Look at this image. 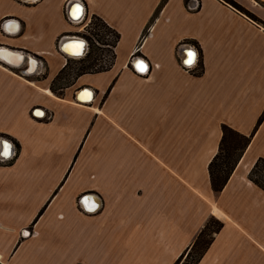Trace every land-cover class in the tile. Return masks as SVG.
I'll return each instance as SVG.
<instances>
[{
	"label": "crops",
	"instance_id": "1",
	"mask_svg": "<svg viewBox=\"0 0 264 264\" xmlns=\"http://www.w3.org/2000/svg\"><path fill=\"white\" fill-rule=\"evenodd\" d=\"M233 1L0 0V137L18 145L0 160L1 264H173L210 217L222 225L196 264H264L249 178L264 158V0ZM93 15L119 34L113 62L55 93L74 58L59 41L81 42ZM223 124L252 136L215 192Z\"/></svg>",
	"mask_w": 264,
	"mask_h": 264
},
{
	"label": "trees",
	"instance_id": "2",
	"mask_svg": "<svg viewBox=\"0 0 264 264\" xmlns=\"http://www.w3.org/2000/svg\"><path fill=\"white\" fill-rule=\"evenodd\" d=\"M234 6L242 9L237 3H235L233 0H225ZM254 16V15H253ZM252 17V15H251ZM92 18H95L98 20V22L101 24V27L103 28V31L100 32L101 37L99 39H96L94 36L89 33L90 23L88 22L85 31L81 33V35L86 38L88 42V50L85 53L84 56L78 57V58H67L66 63L61 68V70L58 72V74L53 78L51 82V90L55 93L59 92L62 88L68 86L71 84V82L79 75L87 72H95L107 69L110 67V65L113 62L114 59V46L116 42L118 41L119 34L116 30H114L112 27H110L107 23H105L101 18L93 15ZM253 18H256L255 16ZM96 35H99V32L95 33ZM108 37V39L106 38ZM100 40V42L98 41ZM99 43L100 45L96 44ZM103 49L106 50L108 48L109 52V59L105 64H99L98 66H90L89 70L85 66V69L79 70L78 73H76L75 76L72 77V79H68L63 83H60L61 85L56 86L55 83L61 81L65 78V76H62L67 72V69L69 67V61H78L80 63H84L85 61H88L92 58L95 49ZM102 54V53H101ZM102 62V59L100 60V63ZM97 65V64H96ZM84 67V66H83ZM94 67V68H93ZM195 69V74H200L202 71V62L201 59L198 58V61L196 65L193 67V70ZM261 118L259 119V121ZM221 138L219 141V146L216 154L213 156L211 161L208 164V171L210 176V182L211 187L215 192L220 191L223 186L225 185L226 181L228 180L229 176L231 175L233 169L235 168L236 163L238 162L239 158L243 154L244 150L248 146L251 135H244L239 133L238 131L232 129L231 127L223 124L221 126ZM15 145V155L9 159L8 161L13 160V158L17 155L18 152V145L14 141ZM249 178L258 186H260L262 189H264V158H258L256 162L254 163L253 167L251 168L249 172ZM42 209L40 210L41 213ZM39 213V214H40ZM222 222L214 217L208 218L203 228L200 230V232L197 234L192 246L191 250L186 253V257L180 264H196L201 255L203 254L204 250L206 249L207 245L209 244L210 240L212 239V235L214 232L218 231L221 227ZM182 259V254L179 255V257L176 259V261L173 264H179V262ZM1 264V263H0Z\"/></svg>",
	"mask_w": 264,
	"mask_h": 264
},
{
	"label": "snow or ice",
	"instance_id": "3",
	"mask_svg": "<svg viewBox=\"0 0 264 264\" xmlns=\"http://www.w3.org/2000/svg\"><path fill=\"white\" fill-rule=\"evenodd\" d=\"M83 14H84V9L79 4H77L75 6V8L72 10L71 17L73 20L78 21L82 18ZM13 28H14V26L10 27L9 30L11 31V30H13ZM83 46H84L83 42H75V43L69 45L68 47H66L65 51L70 52L72 55H80L81 54L80 50L83 48ZM195 62H196V53L194 51L189 50L187 52V59L184 60V64L191 67ZM135 67H136L137 71L140 73H145V72L149 71L148 64H146L143 60L138 61L136 63ZM80 99L81 100L91 99V93L85 92L80 97ZM35 115L41 116V115H43V113L37 111L35 113ZM0 155H3L4 157H8L10 155V146L8 144L4 145L3 152L0 153ZM85 205H86L88 211H94L95 208L97 207V205L95 203H88L87 201L85 202ZM25 235H27V234L25 233Z\"/></svg>",
	"mask_w": 264,
	"mask_h": 264
},
{
	"label": "rangeland",
	"instance_id": "4",
	"mask_svg": "<svg viewBox=\"0 0 264 264\" xmlns=\"http://www.w3.org/2000/svg\"><path fill=\"white\" fill-rule=\"evenodd\" d=\"M89 23H90L89 33L92 34V35H95L94 37L96 39H99V37H101L100 32L103 31V28L101 27V24L98 22L97 19L92 18V17L90 18ZM97 32H99V35H96L95 34ZM106 38L108 39V37H106ZM98 41L100 42V40H98ZM96 44L97 45H100L97 42H96ZM108 52H109L108 48L106 50H103V49L99 48V49H95L92 58L90 60H88V61H85L84 63H80L78 61H73V60L72 61H69V63H68L69 64V67L67 69V72H65V74L62 75V76H65V78L62 79L59 82H56L55 85L56 86H59V85H61L60 83H63V82H65L68 79L69 80L72 79V77L75 76L76 73L79 72V70L85 69V66H87L86 67L87 69H85V70H89L90 69V66H93V65L98 66L100 64V60L102 59V57L108 58V56H109L108 55ZM190 248L187 249V252L191 250ZM186 253H183L182 259L179 262V264L182 263L183 260L185 259Z\"/></svg>",
	"mask_w": 264,
	"mask_h": 264
},
{
	"label": "water",
	"instance_id": "5",
	"mask_svg": "<svg viewBox=\"0 0 264 264\" xmlns=\"http://www.w3.org/2000/svg\"><path fill=\"white\" fill-rule=\"evenodd\" d=\"M81 41L82 42H85L84 43V46H83V51L81 52V54H80V56H82L84 53H85V51H86V47H87V42H86V40L84 39V38H82L81 37ZM65 46H66V44H63V39H62V41H61V43H60V48L63 50V51H65ZM193 51L196 53V50L195 49H193ZM14 52H16V51H14ZM65 52H67V51H65ZM69 53V52H68ZM79 56V55H78ZM30 57H27V59H29ZM8 62V61H7ZM21 62H19V63H13L14 65L16 64V65H19ZM37 67H38V64H34V66L32 67V69H30L29 71H28V73H34L36 70H37ZM5 144H8L9 146H10V155L8 156V157H4L3 155H0V159H4V160H6V159H10V158H12V156H13V154H14V150H15V148H14V145H13V143H12V141L11 140H9V139H6V138H2V137H0V153H2L3 152V149H4V145Z\"/></svg>",
	"mask_w": 264,
	"mask_h": 264
},
{
	"label": "bare ground",
	"instance_id": "6",
	"mask_svg": "<svg viewBox=\"0 0 264 264\" xmlns=\"http://www.w3.org/2000/svg\"><path fill=\"white\" fill-rule=\"evenodd\" d=\"M82 17H83V16H82ZM81 42H82V41H81ZM69 43H70V42H69ZM84 43H85V42H83V45H84ZM66 47H68V45L65 46V48H66ZM82 49H83V48H82ZM82 49L80 50L81 52L83 51ZM190 50L193 51L192 48H190ZM8 51H9V50H7V51L2 50L1 54H4L5 56H6V55L8 56L9 53H10V52H8ZM69 53H70V52H69ZM10 55H11V56H9V57H10V59H11L12 62H20L21 57L17 56V54H15V53H12V54H11V53H10ZM70 55H71V54H70ZM7 56H6V57H7ZM196 56H197V54H196ZM73 57H80V55H79V56H78V55H73ZM7 58H8V57H7ZM10 59H9V60H10ZM14 59H18V60H14ZM84 91H85V92H89V93H91V98H92L93 93H92L91 90H89V89H85ZM89 100H90V99H89ZM86 101H88V99H86ZM37 111L42 112L41 110H37ZM37 111H36V112H37ZM42 113H43V112H42ZM0 148H1V147H0Z\"/></svg>",
	"mask_w": 264,
	"mask_h": 264
},
{
	"label": "built area",
	"instance_id": "7",
	"mask_svg": "<svg viewBox=\"0 0 264 264\" xmlns=\"http://www.w3.org/2000/svg\"><path fill=\"white\" fill-rule=\"evenodd\" d=\"M81 37L82 38H84L82 35H81ZM85 40H86V38H84ZM62 41V40H61ZM61 41H59V48H60V43H61ZM86 42H87V40H86ZM61 49V48H60ZM87 50H88V42H87V47H86V51H85V53L87 52ZM137 50H138V45L137 46H135V48H134V50H133V52H132V54H134L135 52H137ZM85 53L82 55V56H84L85 55ZM197 54V53H196ZM82 56H80V57H82ZM74 58H77V57H74ZM199 58V57H198ZM198 58L196 57V62L191 66V67H189V66H187L186 64H184L183 66L185 67V69H187V70H190L191 68H193L195 65H196V63H197V61H198ZM109 59V56H108V58H106V57H102V62L100 63V64H105L106 62H107V60ZM14 155H15V150H14ZM13 155V156H14ZM12 156V157H13ZM11 159V158H10ZM0 160H2V161H6V160H4V159H0Z\"/></svg>",
	"mask_w": 264,
	"mask_h": 264
},
{
	"label": "flooded vegetation",
	"instance_id": "8",
	"mask_svg": "<svg viewBox=\"0 0 264 264\" xmlns=\"http://www.w3.org/2000/svg\"><path fill=\"white\" fill-rule=\"evenodd\" d=\"M78 58V57H77Z\"/></svg>",
	"mask_w": 264,
	"mask_h": 264
}]
</instances>
